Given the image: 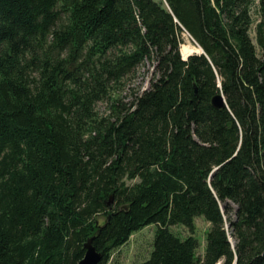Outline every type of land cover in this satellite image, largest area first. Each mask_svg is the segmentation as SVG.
Returning <instances> with one entry per match:
<instances>
[{"label":"trees","instance_id":"obj_1","mask_svg":"<svg viewBox=\"0 0 264 264\" xmlns=\"http://www.w3.org/2000/svg\"><path fill=\"white\" fill-rule=\"evenodd\" d=\"M198 217L203 258L171 230ZM150 225L140 264H264V0H0V264H79L93 237L109 264Z\"/></svg>","mask_w":264,"mask_h":264},{"label":"rangeland","instance_id":"obj_2","mask_svg":"<svg viewBox=\"0 0 264 264\" xmlns=\"http://www.w3.org/2000/svg\"><path fill=\"white\" fill-rule=\"evenodd\" d=\"M253 13V19L256 22L259 18L256 15V11H254ZM255 24L253 25L251 31V36L254 40V43H256ZM185 45L199 48V46L195 43L192 37L187 33L183 34V44L181 45V49ZM155 66L156 63H152L149 61L142 64L140 67L137 68L134 74L127 77L122 82V84L118 86V88L116 89V93L113 95V97L118 100H121L124 104L127 105H131L132 103H134L138 96H141L145 91L151 88V84L157 78L155 73ZM112 100H106L98 103L97 110L100 116L109 117L112 115ZM136 182H138V180L127 181V184L132 185ZM112 204L114 205V201H112ZM230 205L234 209H236L235 205H233L232 203ZM227 228L229 231V227ZM210 229L211 224L207 222L203 217L196 218L194 233H192L187 227L184 226L171 227V230L183 239L188 238L192 235L197 238V240L199 241V249L197 254L200 258H203L205 256L207 246V234ZM156 230V225H150L136 232L131 237L128 244L114 252V255L109 264H140L141 262L149 259L153 251ZM231 234V231H229L230 241L232 243V246L234 247L236 245V240L232 237Z\"/></svg>","mask_w":264,"mask_h":264},{"label":"water","instance_id":"obj_3","mask_svg":"<svg viewBox=\"0 0 264 264\" xmlns=\"http://www.w3.org/2000/svg\"><path fill=\"white\" fill-rule=\"evenodd\" d=\"M201 48V47H200ZM201 52L200 53H196L197 55H202L204 54V50L201 48ZM194 54H191L190 56H192ZM188 56V58L190 57ZM188 58L183 60H188ZM212 105L216 108V109H223L225 107H227V103H226V99L222 94H217L213 99H212ZM93 240L94 237L89 239L86 244H85V250H86V254L84 256V258L79 262V264H99L102 261V254L100 252H98L95 248V246L93 245Z\"/></svg>","mask_w":264,"mask_h":264},{"label":"bare ground","instance_id":"obj_4","mask_svg":"<svg viewBox=\"0 0 264 264\" xmlns=\"http://www.w3.org/2000/svg\"><path fill=\"white\" fill-rule=\"evenodd\" d=\"M202 50L200 48H195L193 46H183L181 49V53L183 55V58L186 59L191 54L200 53Z\"/></svg>","mask_w":264,"mask_h":264}]
</instances>
